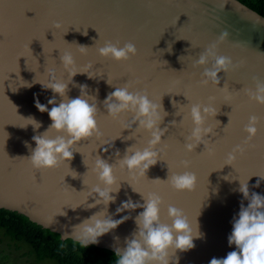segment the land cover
I'll list each match as a JSON object with an SVG mask.
<instances>
[{
  "label": "water",
  "instance_id": "95a60500",
  "mask_svg": "<svg viewBox=\"0 0 264 264\" xmlns=\"http://www.w3.org/2000/svg\"><path fill=\"white\" fill-rule=\"evenodd\" d=\"M225 31L229 38L219 45L218 54L243 64L219 73V85H205L203 73L214 59L205 66L193 64ZM108 42L117 47L131 42L137 52L124 61L104 57L99 49ZM65 51L73 54L81 71L71 82L60 59ZM48 69L68 83L69 98L81 95L77 85L88 86V95L96 98L102 136L81 141L73 159L59 167L36 169L27 145L35 148L32 137L43 134L52 121L35 107V99L49 109L48 99L55 96L57 104L62 99L39 83L50 79ZM254 78L264 82V16L240 0H0V209L24 214L63 240H75V226L97 212L106 211L115 219L131 216L94 244L116 252L127 246L126 239L137 230L135 217L143 211L116 215V209L127 199L143 204L145 196L157 193L164 202L162 222L171 223V205L182 209L193 230L198 227L203 234L194 239V249L176 252L170 264L177 258L178 264L226 258L236 250L228 243L233 219L241 201L245 207L249 203L237 191L240 180H248L251 192L264 195V105L248 94L255 90ZM125 87L161 104L159 127L167 129L155 149L157 164L142 177L119 162L129 147H148L150 133L133 123L131 113L112 119L104 105L109 93ZM193 104H211L217 114L206 119L204 127L212 128L204 135L207 144L189 151ZM251 116L259 122L257 135L249 139L244 129ZM29 117L42 127L34 129ZM238 145L243 152H236V159L226 165ZM97 157L114 166L120 190L113 193L114 203L92 208L98 199L92 189L104 187L93 171ZM185 171L198 178L194 191H176L167 182L171 174ZM258 180L260 186L254 187Z\"/></svg>",
  "mask_w": 264,
  "mask_h": 264
},
{
  "label": "clouds",
  "instance_id": "9594fccd",
  "mask_svg": "<svg viewBox=\"0 0 264 264\" xmlns=\"http://www.w3.org/2000/svg\"><path fill=\"white\" fill-rule=\"evenodd\" d=\"M55 26L60 27L59 24ZM228 38L229 33L223 32L217 41L210 44L194 62L193 66L196 67L207 65L210 57L215 61L212 68H205L203 73L205 79L201 81L203 84L207 85L211 82L214 85H219V73L234 71L243 64V61L234 63L230 57L218 54L219 45ZM85 49L83 46L80 47L81 52H84ZM99 52L104 57L124 61L130 59L129 54L135 55L137 49L131 42L126 43L124 47H117L108 42L99 49ZM60 59L64 70L69 74V82H71V78L81 72L76 67L74 56L70 51H65ZM47 75L50 79L39 83L45 90H52L62 99L58 104L55 96L48 99L47 104L52 105L51 109L42 104L38 96L35 99V107L41 113L47 112L52 121L43 134L32 137L36 145L35 148L27 145L31 152L28 158L36 169L57 168L63 162L73 159L74 148L81 141L88 140L93 136L96 138L102 136L97 121L96 98L88 95V86L77 85L81 95L77 98H69L67 95L69 92L68 83L58 78L54 69H48ZM89 76L91 77V75ZM254 83L255 90L249 89L248 94L252 100L264 105V82L259 78H254ZM104 105L108 116L112 119H119L122 114L131 113L134 118L133 123L138 122L139 129L150 133L148 147L143 150L129 147L126 150L129 154H126L119 162L121 168L126 166L131 173H138L141 177L146 176L148 170L157 164L159 152L155 149L163 143L162 138L167 131V129L159 127L162 123V105L149 99L147 93L133 94L127 87L117 88L109 93ZM216 114L217 111L211 104L207 106L193 104L191 106L188 116L195 127L188 137L190 142L186 147L189 151H193L201 143L207 144L204 135L212 132V128L204 127V125L207 117H214ZM187 118L185 117V119ZM27 119L31 121L29 125H32L34 129L38 130L42 127L41 122H38L34 117ZM258 122L256 116L249 118L244 129L248 133L249 139L257 135ZM130 127V125L126 126V128ZM51 131L58 135L55 138H50L48 133ZM236 152H243V148L238 145L232 153H229L226 165H231L232 161L236 159ZM184 163L187 167L188 162ZM93 171L104 187L96 186L92 189L98 199L89 207L94 208L101 203L105 206L114 203L117 197L113 193H118L120 190L114 166L103 158L97 157ZM260 177L264 179V176ZM247 181L240 180V187L237 191L242 193L244 200L249 203L245 207L241 201L238 217L233 219V231L228 237L229 245H234L236 250L229 252L226 258H212L210 264H264V195L251 192ZM167 182L176 191H194L198 184V178L195 173L185 171L183 174H171ZM259 186L260 181L258 180L254 187ZM144 201L145 203L141 204L127 199L122 201L120 207L116 209V215L125 211L132 212L143 209L135 217L137 230L132 233L131 238L126 239L127 246L122 250L117 249L115 252L116 264H170V260L176 252H187L194 249V239L203 238L198 227L194 231L184 211L177 207L169 205L167 211L171 223L162 222L161 206L164 202L157 193H149L144 197ZM130 218L131 216H122L120 219H115L107 216L106 211L97 212L75 226L73 238L84 247L99 244L101 237L117 229ZM176 264H178V258Z\"/></svg>",
  "mask_w": 264,
  "mask_h": 264
},
{
  "label": "trees",
  "instance_id": "16d2710c",
  "mask_svg": "<svg viewBox=\"0 0 264 264\" xmlns=\"http://www.w3.org/2000/svg\"><path fill=\"white\" fill-rule=\"evenodd\" d=\"M264 16V0H240ZM112 250L61 239L24 214L0 209V264H116Z\"/></svg>",
  "mask_w": 264,
  "mask_h": 264
}]
</instances>
